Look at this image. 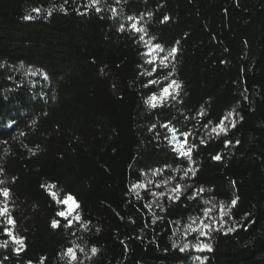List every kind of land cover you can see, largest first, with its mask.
I'll list each match as a JSON object with an SVG mask.
<instances>
[{
	"label": "trees",
	"instance_id": "1",
	"mask_svg": "<svg viewBox=\"0 0 264 264\" xmlns=\"http://www.w3.org/2000/svg\"><path fill=\"white\" fill-rule=\"evenodd\" d=\"M129 16L177 49L153 76ZM150 79L176 80L179 95L152 109ZM229 113L227 137L209 136ZM164 123L191 133L194 164ZM0 169L16 222L0 217V243L6 226L26 244L0 247V264H67L77 246L83 264H264V0H0ZM42 185L72 194L87 228L64 227ZM208 213L221 217L206 236L189 229Z\"/></svg>",
	"mask_w": 264,
	"mask_h": 264
},
{
	"label": "snow or ice",
	"instance_id": "2",
	"mask_svg": "<svg viewBox=\"0 0 264 264\" xmlns=\"http://www.w3.org/2000/svg\"><path fill=\"white\" fill-rule=\"evenodd\" d=\"M99 4V0H91V6L95 7ZM97 11L100 9L97 7ZM33 11L39 13L40 9H33ZM115 9H113V12L115 13ZM49 15H51V12H49ZM150 15V14H149ZM26 19H30L31 17H25ZM140 19L142 18H134L129 16L128 21L130 22L127 25V30L134 33L137 37V39L145 44V47L148 48V51L145 53V56L147 57L146 63L151 65L152 68L150 71L146 73L148 76H153L158 72V70H161L163 68H167L169 66V60L170 58H174L177 49L171 48L169 50H166L164 46H162L160 43H153V40L155 38H150L148 40H145V36L147 35V29L140 23ZM169 19V17L165 16L163 17V20L161 23L166 22ZM120 31L125 30V25H120ZM159 85V91L158 94L154 93L148 100L145 101L152 109H155L157 107H163L164 104L170 100V99H176V96L179 95V90L181 89V84L177 82L176 80L172 79L167 81L166 83L161 84V82L157 79H150L148 81V84L145 85V87L148 86H157ZM203 115V113H201ZM233 116V113H229L227 116H221L219 122L211 128L209 136L211 134H215L217 137L223 135L224 137H227L228 132L231 128H234L236 126L235 121L230 119ZM157 127L156 124H153L149 131H152ZM161 128L167 129L171 136H166L165 139H169L170 143H173V151L177 153V155L185 159L190 165L194 164L195 161L192 157L193 149L196 147L195 144L189 145V137L191 136V133L189 132H183L181 133L178 129H176L174 126H170L168 123H164L160 125ZM205 128L208 127V124L204 125ZM182 137V139H181ZM208 141L204 138L200 139V144L207 145ZM225 146H228L231 144V141L225 139L224 141ZM239 143V141H237ZM213 160L220 161L222 159L220 154H217L212 157ZM3 169H0V172H2ZM196 169L189 167L184 172V177H187L189 174L195 175ZM153 174H157L156 171L153 172ZM183 178V177H182ZM4 181L0 180V184H3ZM165 184L168 183L167 180L164 181ZM160 185H157L159 187ZM42 187L49 189V195L53 197L56 203H58L61 206V210L57 212V216L60 217L65 223L64 227L71 228L73 226V222L76 224H80L81 226L87 228V224H82V217L79 215V209L80 205L79 202L76 200V198L72 194H67L63 197V199L60 198L59 194L51 191V189L55 188V185H42ZM138 187H144L147 188L146 185L143 184H137L133 185L130 191H134ZM184 189V186L177 184L174 188H172L170 191L173 195H170L169 198L171 199H179L180 195L182 194ZM198 192H202L203 189H198ZM11 190L9 188H0V197H3L4 203L3 206H0V217L6 218L7 225L15 226V219L9 215V207L7 204L8 199L10 198ZM139 193H137V196ZM155 195V193H153ZM163 195V193H161ZM239 200V197H236L231 201V206L235 207L237 205V202ZM210 211V210H209ZM247 215V214H246ZM195 223V221H193ZM61 224L58 220H53L51 223L52 228H58ZM205 228H209L210 225L204 224ZM189 229L192 231L199 232L200 236H206L207 233L203 232L199 229H192L191 225H189ZM219 230V229H217ZM228 232L235 231L234 228H229L227 230ZM227 234V233H225ZM3 236L6 237L3 243H0V247L7 248L9 246V241L15 245L14 251L19 254L21 251H24L26 249L25 244V238L23 236L16 235L14 231L8 227L3 228ZM78 247V246H77ZM77 247H68L64 250L62 253V257L66 258L67 264H83L82 261L79 260L78 254H77ZM185 248L188 247V245L184 246ZM193 248L196 251H212V247L210 244L205 243L203 241H198L195 245H193ZM183 251V248L181 249ZM84 249L80 248L79 252H83ZM91 253L95 255L97 253V249L93 247L91 249ZM90 258V257H89ZM7 259V257L5 258ZM44 259L42 258L40 264H44ZM28 264H31V261L28 262Z\"/></svg>",
	"mask_w": 264,
	"mask_h": 264
},
{
	"label": "rangeland",
	"instance_id": "3",
	"mask_svg": "<svg viewBox=\"0 0 264 264\" xmlns=\"http://www.w3.org/2000/svg\"><path fill=\"white\" fill-rule=\"evenodd\" d=\"M221 217V214L220 215H217V216H215V215H212V214H210V213H208L207 215H206V221H202L200 224H199V226H195L194 228H196V229H200L201 231H203V232H206L207 233V231L210 229V227L209 228H205L204 227V224H207V225H211L212 223H217V221H216V219H218V218H220ZM193 228V227H192ZM199 241V240H198ZM198 241H192V242H190V240H189V242H186V243H188V245H191V247L193 248V245H195ZM203 242H204V240H203ZM194 249V248H193ZM194 251H196L195 249H194Z\"/></svg>",
	"mask_w": 264,
	"mask_h": 264
}]
</instances>
